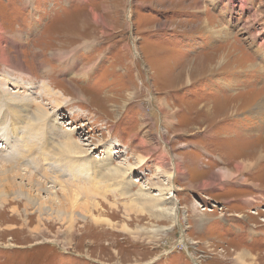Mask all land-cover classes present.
<instances>
[{
  "label": "rangeland",
  "instance_id": "obj_1",
  "mask_svg": "<svg viewBox=\"0 0 264 264\" xmlns=\"http://www.w3.org/2000/svg\"><path fill=\"white\" fill-rule=\"evenodd\" d=\"M58 49L72 53L60 62ZM2 51L13 66L0 59V264H238L241 247L264 264V0H0ZM42 82L65 97L40 99L50 114L36 126L5 94L37 97ZM69 129L92 167L108 152L133 163L130 190L167 183L176 222L84 169L64 176L66 193L55 185L41 153ZM18 152L40 181L11 190L1 165ZM80 187L97 198L76 204Z\"/></svg>",
  "mask_w": 264,
  "mask_h": 264
},
{
  "label": "bare ground",
  "instance_id": "obj_2",
  "mask_svg": "<svg viewBox=\"0 0 264 264\" xmlns=\"http://www.w3.org/2000/svg\"><path fill=\"white\" fill-rule=\"evenodd\" d=\"M20 34H21V32H16L12 36L14 38V37H16V35L20 36ZM66 35L68 36V34H66ZM73 36L76 39H78V38L81 39L82 38L81 35H77V34L73 35ZM13 38H12V40H13ZM59 38H60V36H59ZM87 44H89V43L84 40V42H82L81 44H78L77 46H74V47L78 48V47H80L82 45L85 46ZM61 50L62 49H58V51H55V50L52 51L51 52V56H55L59 61L65 59V58L68 59L69 58L68 57L69 54L72 53V52H66V51L62 52ZM0 59L10 62L9 65L13 66V61H11L10 58L3 53V51H2V54L0 56ZM12 68H13V70H17L18 69L16 67H12ZM89 69H90V67H89ZM79 74H82V73L79 72ZM2 81L4 82L5 85L6 84L8 85V79L2 78ZM42 83L43 84H42L41 92L37 93L38 94L37 97H34L32 95H30V97H29L26 94H24V95L23 94H16V93L19 92V90L10 91L11 95L9 94V91H8L7 94H5L6 98L11 100L10 109L9 110H11L15 115H18V116H19V114L29 115L30 112L33 113L32 117H31V120L34 119L35 122L37 121V124H35L36 126L38 125V123L40 121L47 120L46 117L50 114L49 111L47 110V108L44 106V103L42 101L44 99V97L45 96H49V95H55V96H57V98H58V96L59 97H61V96L65 97V91H59V92L57 91L56 92L55 90H53V87L51 88L48 84H44V82H42ZM74 89H75V91H77L76 87H74ZM40 99H42V100H40ZM258 104H259L258 105V107H259L258 110L263 111L264 110V101L261 100L260 103H258ZM31 107H33V111L31 109ZM205 110H207L209 112V114L212 115L209 107L206 106ZM255 111H257V110H255ZM31 120H30V123H31ZM22 121H23V119H22ZM53 121L54 120H51L48 124L52 125L53 127H57L56 124ZM12 124L16 128H18V126H19V124L17 122H12ZM31 124H34V123H31ZM46 124L41 123V125H44L45 127H46ZM56 130L58 131V129H56ZM48 131L50 132V136L52 138V135H53L52 133L55 132V131H53L52 129H48ZM29 134H30V136H32L34 138L36 137V135L38 137L40 136L39 133H37V131L32 130V128H31V133H29ZM29 134L25 133V135H29ZM68 134H70V136L73 137L72 134H71V129H69V131L66 130L65 133L63 135H61V136H64L63 138L60 137L61 139L57 140V142L56 141H55V143L52 142L53 143L52 146H53L54 150H52L49 147L53 151L52 153L49 150L45 151V152L42 151V153H41L42 155L45 156L44 158L48 162L52 163L51 166L49 167V169H51L52 172H51V174L48 173L47 175L50 176L53 179L52 182L55 185L56 184L60 185L59 187L61 188V190H64L65 193H66L68 188H72V186H70L72 183L70 185L68 183H66V181H64V176L70 175V176L74 177V179H76L77 173H79L82 169H84V170H86L88 172L93 173L95 176H101V178L104 179V182L110 181V186H112V188H113L112 190L114 192H117V194L119 193V196H121V197L124 196V198H126V197L129 198L128 201L135 202V204L137 203V205L140 206L141 208H143V209H145V210H147L149 212L157 214L159 216V218H163V217L171 218L172 217L171 219H173V222L175 221V219L178 217V212L179 211H178V207L174 206L175 204L174 205H169L171 203L173 197L170 196V195H165V193H168L169 190L171 192L170 186H168V187L165 186L167 183L165 185H163V186H159V187L157 186L158 187L157 188L158 192L157 193H153V194L151 192L147 191L148 189H151V188L145 189L144 187H140L137 190L136 189L135 190H133V189L130 190V185H131L130 182H132V179H130V178H131L132 172L134 170L133 163H131V162H129V160H127L124 163L112 165L110 163V161H109L110 158H111L110 152H108V157H107V159H105V160H107L106 163L108 165L107 164H103V162H102V164L97 163L94 167H92V164H91L92 162L91 161H93V160L88 159V154H89L88 153V149L85 147L84 144H82L80 142V140H75V139L69 137ZM26 138H27V141H26V143L23 146H27V147L29 146L28 150L30 152V149H32L34 147V143L35 142L33 140L30 141L29 136L26 137ZM57 138H58V136H57ZM36 140H37V138L35 139V141ZM16 142H17V140H16ZM0 148H3V145ZM44 149H46V148H44ZM28 150H26V151H28ZM23 152H25V150ZM29 152L27 154H25V153L23 154L21 152L20 153L18 152L19 155H16V154L14 155L12 153L11 158L9 160V162L11 161L12 163H10V165L8 164L7 166H2L1 165L2 170L6 174H10L15 179L14 183H13L14 185H11L10 183L8 185L11 190H14L15 186H17L18 188H21V189L23 188L22 185H21V181L17 182V179H20V178H27L28 181H31V180H29L30 178H34V179L40 181L38 178L33 177L34 175H32L29 171L24 172L26 169L29 168L28 167V161L25 160L29 156L28 155V154H30ZM38 153H36V154H38ZM263 156H264V146H263V148H260L259 151H256L254 160L255 161L256 160H260V159L263 158ZM28 158H30V157H28ZM146 159L147 158L144 157V156H141V157L137 156V165H143V163H144V161H146ZM163 159H164L163 156L160 157V159H158V161L156 163L159 164L161 161H163ZM4 163H6V162H4ZM0 164H2V163H0ZM246 165H248V166L240 165L239 168L241 170L246 169V168H250L253 165V163L252 162H248V163L246 162ZM14 166L18 167L20 170L15 171L14 170ZM21 168H24L25 170H21ZM172 174H173L172 171H170L168 176L170 178H173ZM232 175H233L232 172H226V173H224V175H223L224 177L223 178H231ZM221 177H222V175H220V178ZM22 181H24V180H22ZM135 181H138V179L137 180L135 179ZM69 191L74 192L73 200H74V202H76V204H78V201H79V197L78 196H81V197L85 196L87 199H91V200L93 198H97V194L96 193H94L91 190H85L84 188L82 189L81 187H80V191H77V190L76 191L69 190ZM68 193H70V192H68ZM69 198H72V197L70 196ZM71 207H72V209H74L73 207H75V206L71 205ZM132 209H134V208H132ZM254 214H257V212H255ZM164 228L165 227L158 226L156 231L157 232L158 231L161 232V231L164 230ZM250 230H251V232H255L256 231L253 227ZM153 231H155V229ZM235 255H236V259L238 260V264H253V263H255V259H256L255 255L256 254H254V252L249 250V249H245V248L241 247V249H237V253H235Z\"/></svg>",
  "mask_w": 264,
  "mask_h": 264
},
{
  "label": "crops",
  "instance_id": "obj_3",
  "mask_svg": "<svg viewBox=\"0 0 264 264\" xmlns=\"http://www.w3.org/2000/svg\"><path fill=\"white\" fill-rule=\"evenodd\" d=\"M241 229V228H240Z\"/></svg>",
  "mask_w": 264,
  "mask_h": 264
}]
</instances>
